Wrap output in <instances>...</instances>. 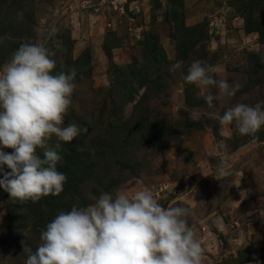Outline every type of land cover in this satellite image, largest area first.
Wrapping results in <instances>:
<instances>
[{
	"label": "rangeland",
	"instance_id": "1",
	"mask_svg": "<svg viewBox=\"0 0 264 264\" xmlns=\"http://www.w3.org/2000/svg\"><path fill=\"white\" fill-rule=\"evenodd\" d=\"M53 23L55 73L77 72L65 126L81 132L61 144L68 172L58 165L75 197L19 202L0 188V264H25L24 245L34 253L55 215L116 190L188 208L203 264H264V128L253 139L220 123L237 103L264 102V0H0V65ZM196 59L218 65L236 96L209 108L168 70L183 61L187 74ZM78 138L86 156L69 158ZM222 156L231 174L219 177Z\"/></svg>",
	"mask_w": 264,
	"mask_h": 264
},
{
	"label": "clouds",
	"instance_id": "2",
	"mask_svg": "<svg viewBox=\"0 0 264 264\" xmlns=\"http://www.w3.org/2000/svg\"><path fill=\"white\" fill-rule=\"evenodd\" d=\"M58 31L55 23L49 25L44 42L21 44L0 65V188L19 202L38 203L63 193L61 144L71 143L81 132L74 123L65 126L77 72L73 68L55 73V54L47 47ZM183 69L184 62L177 61L168 70L180 72L186 83L195 85L209 108L221 95L233 98L239 90L238 84L217 78L222 71L218 65L196 59L187 74ZM220 123L256 139L264 128V102L237 103L224 112ZM230 169L228 158L222 156L217 175H230ZM93 200L55 215L41 231L34 253L24 245L25 264H203L204 249L188 222V208H165L147 190L132 195L105 192Z\"/></svg>",
	"mask_w": 264,
	"mask_h": 264
},
{
	"label": "trees",
	"instance_id": "3",
	"mask_svg": "<svg viewBox=\"0 0 264 264\" xmlns=\"http://www.w3.org/2000/svg\"><path fill=\"white\" fill-rule=\"evenodd\" d=\"M84 129H86V131H84V132H87V131H89V129L87 128V127H84L83 128V130ZM84 132L82 133L83 135H84ZM82 139L83 138H78V140H76L74 143H72L73 145H71L70 144V147H72L73 146V150H71V152H70V154H69V158H74V156L76 157V156H81V155H84V156H86V154H84L82 151H79L80 150V148H82V146L84 145V143H81V141H82ZM77 147H76V146ZM77 149H76V148ZM84 150V149H83ZM62 167V165H59V168H61ZM63 168V170L65 169V172H68V168H66V167H62ZM66 186V185H65ZM64 186V187H65ZM65 191V192H64ZM63 191V193H61V195H60V197L59 198H65L64 196H65V194L67 193V192H69L70 193V198H74L75 197V190H69L68 188H66L65 187V190ZM58 205H59V209L61 208V209H66L67 208V205H66V201H64V200H62L61 199V201H59L58 202Z\"/></svg>",
	"mask_w": 264,
	"mask_h": 264
}]
</instances>
